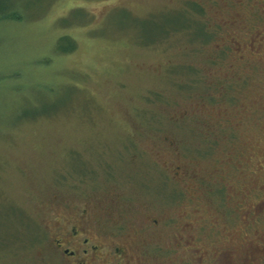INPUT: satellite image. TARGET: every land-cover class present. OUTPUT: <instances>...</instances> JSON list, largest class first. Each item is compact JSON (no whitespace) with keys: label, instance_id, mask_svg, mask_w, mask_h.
Returning a JSON list of instances; mask_svg holds the SVG:
<instances>
[{"label":"rangeland","instance_id":"obj_1","mask_svg":"<svg viewBox=\"0 0 264 264\" xmlns=\"http://www.w3.org/2000/svg\"><path fill=\"white\" fill-rule=\"evenodd\" d=\"M186 1L25 0L0 21V264H57L75 214L145 264H264V0H195L219 29L202 46L161 35Z\"/></svg>","mask_w":264,"mask_h":264},{"label":"flooded vegetation","instance_id":"obj_2","mask_svg":"<svg viewBox=\"0 0 264 264\" xmlns=\"http://www.w3.org/2000/svg\"><path fill=\"white\" fill-rule=\"evenodd\" d=\"M189 224H181L184 228L183 233L186 234V236L182 234L181 237L186 244L181 246L185 251L191 252L195 250L191 242L197 238L187 236L185 227H189ZM147 225L156 228L157 222L149 220ZM193 228L191 227L192 231ZM49 243L57 264H145L131 246L120 242L118 245L107 243L104 232L93 227L90 221L85 219V215L62 217L56 222L55 232L51 234Z\"/></svg>","mask_w":264,"mask_h":264},{"label":"trees","instance_id":"obj_3","mask_svg":"<svg viewBox=\"0 0 264 264\" xmlns=\"http://www.w3.org/2000/svg\"><path fill=\"white\" fill-rule=\"evenodd\" d=\"M17 1H19V4H16ZM23 1L25 0H0V21L21 20L22 16L19 9L24 5L22 3ZM170 12H174L167 14L171 15V21H168L166 24L162 23V27L166 28V31L161 33L164 38H168L172 34H179L194 46L195 44L202 46L208 42H214L217 40L218 35L213 32L218 31L219 29H214L213 32L209 31L210 29L207 27L208 24L205 19L206 11L204 4L195 0H189L185 2V7L183 9L181 8L180 11ZM221 49L222 48L220 47L219 50ZM221 54L224 55L225 53ZM185 68L190 72L184 76L185 78L190 79V81L187 80L183 82L186 87L185 91L186 93H193V91L196 90L195 88L198 89L200 87L202 79L198 74L192 73V65L186 64Z\"/></svg>","mask_w":264,"mask_h":264}]
</instances>
